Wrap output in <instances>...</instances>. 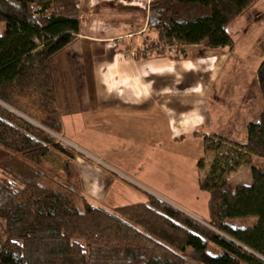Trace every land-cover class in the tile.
Listing matches in <instances>:
<instances>
[{
    "label": "trees",
    "instance_id": "obj_1",
    "mask_svg": "<svg viewBox=\"0 0 264 264\" xmlns=\"http://www.w3.org/2000/svg\"><path fill=\"white\" fill-rule=\"evenodd\" d=\"M257 1L151 0L139 56L231 50L230 26ZM81 30L82 0H0V264H264V170L252 166L251 184L237 186L226 172L227 160L264 159V105L243 144L196 133L227 159L199 181L212 228L152 195L112 210L85 195L72 165L80 153L56 137L64 126L52 67ZM257 78L264 101V60ZM53 152L68 161L47 171Z\"/></svg>",
    "mask_w": 264,
    "mask_h": 264
},
{
    "label": "rangeland",
    "instance_id": "obj_2",
    "mask_svg": "<svg viewBox=\"0 0 264 264\" xmlns=\"http://www.w3.org/2000/svg\"><path fill=\"white\" fill-rule=\"evenodd\" d=\"M91 15H94L95 20L103 21H95L94 26L95 28L101 27L103 30L105 27L111 29L112 25L116 28L115 22L118 19H128V15L123 9L116 8V5L110 2L101 5L94 12H87L83 6V27H86L85 23L90 21ZM229 32L235 41L231 50H211L200 45L188 47L186 53L187 55L194 54V59L204 62V68L201 71L204 72L203 81L207 86L216 72H222L220 80H217L214 86L213 92L215 93L209 100L210 104L217 105L214 98L218 100L219 105L229 101L231 107L235 104L234 107H240V110L242 108V115L246 114V110L251 106L260 117L264 101L258 84L257 72L264 60V0L257 1L242 17L235 21L230 26ZM103 48L102 44L91 43L90 45L85 41H75L52 60L58 96L56 107L64 126L62 134L56 137L80 153L77 158L79 162L76 160L72 165L74 171L76 169L78 173L83 192L95 205L111 210L118 206L147 202L149 195H152L190 218L212 228L209 224L208 214L209 194L200 190L199 181L205 178L215 161H221V164L229 161L230 165L226 170L229 173L228 181L233 186L249 185L252 182L251 167L256 166L264 170V159L254 157L251 164L244 161L238 168H234V159L227 160L221 152L205 151L201 138L203 133L196 135L197 132H195L190 137L180 136L175 141L173 136L165 133V123L159 117L153 119L154 123L150 125L152 131L148 126L147 129L135 133L134 127L130 129L126 127V124L131 121L118 119L112 123L106 114L95 110L96 113L87 116L88 122L94 125L93 132L88 131L85 122L80 119L84 116V111L81 109H88L89 104L81 102L74 104L72 102L76 99L90 98L96 95L94 72L96 61L99 60L97 52ZM102 58L107 59L108 56L102 55ZM211 69L214 71L210 73ZM224 78L228 82L224 81ZM239 115L241 114L238 113ZM141 122L148 123L149 121L142 119ZM109 123L114 124L113 127L109 126L112 129L107 127ZM243 124L245 123L242 121L237 124L236 130L239 135L234 136L235 139L221 134L220 136L225 140H235L233 144H243L247 140L246 135L241 133V129L245 130ZM195 138L202 139L203 148L200 152L196 148V143L189 140H195ZM136 144L139 149L138 153L127 154L124 152L128 148L133 149L137 146ZM122 145L125 147L124 150ZM226 149L223 151L227 153ZM93 156L102 162L109 161L115 164L124 173L129 172L130 174L132 169L136 170L139 177L137 175L125 177L119 173L117 175L121 182H114L111 186V182L106 183L105 171L99 170V166L102 168L105 166L102 164L96 166L91 159ZM142 159V164L150 163L152 160V167L145 170L142 165L137 167L136 162ZM67 161L66 158L53 152L45 163V169L47 171L59 169ZM200 161L202 162L201 168L199 167ZM96 163L98 162L96 161ZM104 169L106 170V167ZM111 170L108 171L111 172ZM146 170L149 172L147 173ZM98 178L101 181H98ZM49 183L51 182L44 181L43 184L49 185ZM141 184H146L150 189H146ZM254 222L255 219H235L230 221V224L243 227L252 225Z\"/></svg>",
    "mask_w": 264,
    "mask_h": 264
},
{
    "label": "crops",
    "instance_id": "obj_3",
    "mask_svg": "<svg viewBox=\"0 0 264 264\" xmlns=\"http://www.w3.org/2000/svg\"><path fill=\"white\" fill-rule=\"evenodd\" d=\"M109 2L114 3L116 8L123 9L128 15V19L121 17L123 19L119 20L118 17V21L115 22L116 28L111 24V29L105 27L107 28L105 31V28L103 30L101 27H94L95 21H103L95 20L94 15H91L90 21L85 23L86 27L82 26L81 34L76 40L77 42L85 41L90 45L96 43L104 46L101 51H96L99 59L96 61L94 72L96 95L90 98L76 99L72 102L74 104H80V102L89 104L88 109H81L84 111V116L80 119L85 122L88 131L93 132L94 125L88 122L87 116H91V113H96L95 110H97L106 114L112 123L118 119L131 121L126 124V127L128 129L134 127L135 133L147 129L148 126L150 128V125L154 123L153 119L159 117L165 123V133L173 136L175 141L180 136L190 137L195 132L216 136L221 134L235 139L234 136L239 135L236 128L240 121L245 123L242 125L245 130L241 129V133L245 134L247 138L248 124L257 121L259 117L253 107L249 106L246 114L242 115V108L240 110V107H234L235 104L231 107L229 101L219 105L218 100L214 98L217 105L209 103L211 96L215 93L213 92L214 86L217 80H220L222 72H216L207 86L203 81L204 72L201 71L204 68V62L194 59V54L190 53L185 56L186 58L181 57L178 60L170 58L167 54L161 55L156 52H152L144 58L139 56L141 55L140 49L145 44L144 41L151 37L146 31L151 0H82V7L84 6L87 12H94L101 5ZM108 13H110L109 10ZM102 55L108 56V58L103 59ZM212 71L214 70L211 69L210 73ZM238 113L241 115L238 116ZM142 119L148 120L150 123L141 122ZM112 123L107 124V127H113ZM149 130L152 131L151 128ZM189 140L196 143L198 152L202 151L201 138ZM229 141L234 142L235 140ZM121 147L124 150L125 147L123 145ZM124 152L127 154L138 153V145L133 149H125ZM91 159L96 166L102 164L106 167L105 170V167L102 168L98 165L99 170L105 171L106 183L111 182V186L114 182H121L117 175L119 173L125 177L138 176L136 170L132 169L130 174L129 172L126 174L109 161L102 162L95 156ZM142 161L143 159L136 162L137 167L142 165L145 170L153 165L152 160H149L150 163L147 164H142ZM77 162L79 161L77 160ZM107 169L112 170L110 172ZM146 171L149 172V170ZM97 180L101 181L100 178ZM141 185L150 189L146 184Z\"/></svg>",
    "mask_w": 264,
    "mask_h": 264
}]
</instances>
